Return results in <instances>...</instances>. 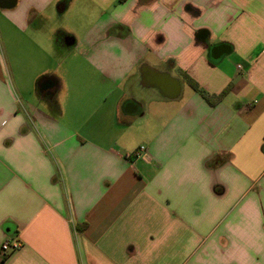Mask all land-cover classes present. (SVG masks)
Here are the masks:
<instances>
[{"label": "crops", "instance_id": "0c3cea01", "mask_svg": "<svg viewBox=\"0 0 264 264\" xmlns=\"http://www.w3.org/2000/svg\"><path fill=\"white\" fill-rule=\"evenodd\" d=\"M5 238L0 264H264V0H0Z\"/></svg>", "mask_w": 264, "mask_h": 264}, {"label": "built area", "instance_id": "2783aa9c", "mask_svg": "<svg viewBox=\"0 0 264 264\" xmlns=\"http://www.w3.org/2000/svg\"><path fill=\"white\" fill-rule=\"evenodd\" d=\"M139 149L142 151L144 146H140ZM21 245L20 241L14 239L5 238L0 245V258L6 256V254L12 250L19 248Z\"/></svg>", "mask_w": 264, "mask_h": 264}, {"label": "trees", "instance_id": "16d2710c", "mask_svg": "<svg viewBox=\"0 0 264 264\" xmlns=\"http://www.w3.org/2000/svg\"><path fill=\"white\" fill-rule=\"evenodd\" d=\"M188 81L190 82V84H191L194 88H197L196 83L193 82L192 79L188 78ZM226 89H227V88H226ZM226 89H224L223 91H221V92L218 93V94H212V95H208V94L204 93L203 91H201V92L206 96V98H207L209 101L212 100L211 98H213L214 101H217V100H219V99L223 96V94L225 93ZM213 100H212L211 102H213Z\"/></svg>", "mask_w": 264, "mask_h": 264}, {"label": "water", "instance_id": "95a60500", "mask_svg": "<svg viewBox=\"0 0 264 264\" xmlns=\"http://www.w3.org/2000/svg\"><path fill=\"white\" fill-rule=\"evenodd\" d=\"M44 80L41 82V86L43 87V89H47L48 87L51 86V83L49 81H44Z\"/></svg>", "mask_w": 264, "mask_h": 264}, {"label": "rangeland", "instance_id": "374dc122", "mask_svg": "<svg viewBox=\"0 0 264 264\" xmlns=\"http://www.w3.org/2000/svg\"><path fill=\"white\" fill-rule=\"evenodd\" d=\"M67 21H69V22H71V21L73 22V21H74V25H75V27H78V26H79V28H80V27L83 26V23H81V20H79L80 22L78 21V22H79L78 24H76V23H77V20H67ZM80 29H81V28H80Z\"/></svg>", "mask_w": 264, "mask_h": 264}]
</instances>
